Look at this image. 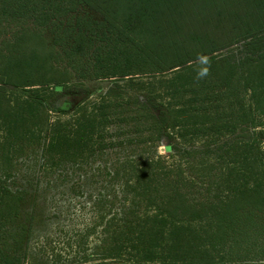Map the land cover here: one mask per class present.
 <instances>
[{"label":"trees","instance_id":"16d2710c","mask_svg":"<svg viewBox=\"0 0 264 264\" xmlns=\"http://www.w3.org/2000/svg\"><path fill=\"white\" fill-rule=\"evenodd\" d=\"M5 22L35 28L0 50V264H28L23 206L45 168L76 196L100 187L69 242L80 264H264V0H0ZM107 141L154 157L92 166Z\"/></svg>","mask_w":264,"mask_h":264},{"label":"rangeland","instance_id":"374dc122","mask_svg":"<svg viewBox=\"0 0 264 264\" xmlns=\"http://www.w3.org/2000/svg\"><path fill=\"white\" fill-rule=\"evenodd\" d=\"M27 27L32 30L35 28L32 23L24 26L23 24L14 25L8 22L0 24V50L4 42L11 41L15 34L19 33L23 28ZM85 85L92 91V93H95L99 89L105 88L107 86L106 83H103L101 81H86ZM96 101V98L90 99L91 103H95ZM123 102V100H119L115 102L116 105L114 107L108 108L107 112L109 116L106 117L110 118L112 122H114L115 120L118 121V123H113L111 125V129L120 133L123 131L124 126L123 123L119 122L120 119H118L123 117H119L118 114L122 110L121 104ZM102 104L106 103H96L95 108L97 109V111L94 114L99 115L101 113L100 107L102 106ZM89 110H91L92 112L91 107L89 108ZM51 118L56 117H54L53 115L51 116ZM258 118L259 117L255 118L257 122L259 121ZM126 128L127 127H125L124 130H127ZM236 133H239V131L236 130ZM131 135L129 134L128 136L130 137ZM206 140V138L198 137L197 139H195L194 145L201 144ZM106 144L107 148L104 150V153H101L100 156L96 158L97 160H101V157H103V164L101 162H96L92 164V166H104L105 160L106 164L111 163V161H116L120 156H126L128 154L134 155L135 158H138L137 160L139 161L141 159L145 160V158L148 157H154V154H152L151 151H154L153 149L155 148V145L152 143H149L150 148L145 145H139L136 143L127 149L117 146L109 148V141H107ZM155 151L162 156H168L165 153L164 149L158 145L157 150ZM168 161L169 164H172L173 159L169 158ZM184 164H186L185 160ZM88 168L89 167H87L86 170H88ZM40 176L41 180L37 189L28 187L29 195L26 198L23 206V216L21 222H23V224L27 227L31 226L33 228V240L31 241V244L28 245L29 257H27L26 260L22 261L27 262L28 264H53L54 261H57L58 264H80L79 260L81 256H79L78 259V256L76 255L77 252L68 248L70 247L69 242L75 244L76 242L80 241V236L78 234L73 236L72 232L74 226L81 227L79 230L84 233L83 228L85 226L94 225V223L96 222L94 216H96L95 212L98 211H94L93 207L95 201L94 198H91L89 196L91 194L93 196H96L100 191V187L87 186L86 189H84V192H81L84 195L86 194L85 196H76L75 190L79 183L77 177L72 178L68 175L66 178H63L60 177V172H52L47 168L42 169ZM97 180L100 182L103 181L102 179ZM18 181L23 182V180L20 178ZM228 186L229 185H227V183H224L223 186L221 185L218 188H213L212 192H223L225 191L224 188H228ZM159 188L162 189L163 187L160 185ZM205 188L206 187H204L202 184H198L196 186V189L183 187L181 189V192H184L187 198H191L196 190H202L201 192H203ZM226 190L227 191L225 192L228 193V189ZM159 195L162 196L161 194ZM198 196L199 195H197V197ZM199 200L203 201V196L200 195ZM158 203L161 204L162 201L159 200ZM144 205L145 203L142 204V206ZM62 230L67 234H62ZM59 246L60 248L58 249ZM62 246H66L65 249H61ZM53 250L58 251L54 254ZM61 251L62 253H60ZM19 254H23V252L21 251L19 252Z\"/></svg>","mask_w":264,"mask_h":264},{"label":"clouds","instance_id":"9594fccd","mask_svg":"<svg viewBox=\"0 0 264 264\" xmlns=\"http://www.w3.org/2000/svg\"><path fill=\"white\" fill-rule=\"evenodd\" d=\"M198 59H199V62H200L202 65L207 64V57H206V56H203V55L198 56ZM205 75H207V68H201V69L199 70V72L197 73V76H198V77H203V76H205Z\"/></svg>","mask_w":264,"mask_h":264}]
</instances>
